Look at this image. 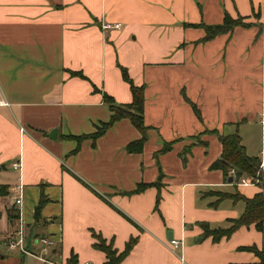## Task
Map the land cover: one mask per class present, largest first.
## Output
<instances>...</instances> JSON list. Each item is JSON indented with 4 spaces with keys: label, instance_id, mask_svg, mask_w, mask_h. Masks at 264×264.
I'll return each instance as SVG.
<instances>
[{
    "label": "crops",
    "instance_id": "crops-1",
    "mask_svg": "<svg viewBox=\"0 0 264 264\" xmlns=\"http://www.w3.org/2000/svg\"><path fill=\"white\" fill-rule=\"evenodd\" d=\"M225 13L249 25L202 41L199 24H219ZM263 56L264 0H0V184L8 187L0 264H22L25 252L6 240L19 224L27 251L40 247L38 237L53 240L46 264H105L93 233L117 252L136 239L118 264H258L243 247L264 250V218L261 230L242 225L216 241L200 223L226 228L243 211L242 200L216 201L214 192L259 191L209 165L221 152L211 130L237 131L246 153L260 158L261 150L248 153L242 127L255 118L264 127ZM119 66L143 84L141 151L126 150L140 132L121 118L72 152L71 135L109 119L102 92L115 104L131 101ZM140 183L150 185L131 193ZM168 232L180 240L175 249Z\"/></svg>",
    "mask_w": 264,
    "mask_h": 264
},
{
    "label": "trees",
    "instance_id": "trees-1",
    "mask_svg": "<svg viewBox=\"0 0 264 264\" xmlns=\"http://www.w3.org/2000/svg\"><path fill=\"white\" fill-rule=\"evenodd\" d=\"M203 30L204 35L201 38L202 41L208 40L213 36L229 32L234 26L241 25L247 26L249 23L243 22L242 18H231L226 13L224 14L223 21L219 24H199ZM122 79L127 82L129 86V91L131 93V101L124 104H115L112 97L107 93L102 92L103 101L108 105L110 110L109 119L105 122H101L93 132L88 134H81L77 136L71 135L77 142L76 147L72 150L75 152L78 149V145L82 139L90 138L92 140L100 136L113 122L121 118H128L132 125L140 132V137L136 140L130 141L126 145V150L128 152H139L142 149V145L146 140V130L147 126L143 122V84L136 85L127 73L126 68L119 66ZM72 75H78L84 77L78 71L70 72ZM196 117L201 121V115L198 108L191 103ZM217 135V138L221 144V152L218 158L213 160L209 168L210 169H220L223 174L228 177V171L233 170V180L238 181L240 177L244 176L248 181H253L255 178L262 176V170L260 169V159L257 156L248 155L245 151L243 144L241 143V138L237 131L229 134L219 133L217 130H211ZM170 148L168 143L163 144L162 148L158 152L166 151ZM184 148L182 153L186 150ZM147 185L145 183L138 184L131 193L142 191ZM217 196L216 201L222 200L224 198H231L233 201L242 200L244 203V208L241 214L234 219H230V225L226 228H209L208 224L201 222L200 225L203 228V235H211L213 241L218 240L222 236H228L237 227L242 225L254 224L257 230L263 228V218H264V196L263 194L256 192L251 197H245L239 192L225 193V192H214ZM8 194V187L5 184H0V196ZM158 198L156 199L157 202ZM46 198L41 193L37 204L34 207L33 217L35 222L40 218V210ZM38 236V235H37ZM96 241L93 243L95 248L102 250L105 254V264H118L119 261L129 252L133 244L135 243V238L131 237L125 243L122 251L117 252L115 248L112 247L111 242H106L99 234L93 233ZM243 249L252 251L258 258V264H264V250L258 249L255 246H246ZM74 261L70 259L66 264H72Z\"/></svg>",
    "mask_w": 264,
    "mask_h": 264
},
{
    "label": "built area",
    "instance_id": "built-area-1",
    "mask_svg": "<svg viewBox=\"0 0 264 264\" xmlns=\"http://www.w3.org/2000/svg\"><path fill=\"white\" fill-rule=\"evenodd\" d=\"M120 24L119 23H104L102 25V28H119ZM263 66H264V56H263ZM263 87H264V79H263ZM5 100L3 99V97L1 96V91H0V105L1 104H5ZM261 125L263 126V120L260 121ZM22 129V128H21ZM263 134H264V130H263ZM260 169L262 170V175H263V165H264V156L261 153L260 155ZM12 167L13 168H19L21 163L20 161L16 160L14 162H12ZM231 172H233V170H231ZM258 180V178H255L253 181H248L247 179H245V177H240V179L238 180L237 184H242V185H253L254 181ZM22 186L20 184L15 185L12 187V191H14L15 193H17L16 195H14L13 197V202L15 204H20L21 203V188ZM7 245L9 248H14V247H19L23 252L25 253H30L29 251L25 250L22 248V243H23V230L21 227V224H19V228L16 229L13 233H10L9 235H7ZM38 242L40 243V248H38V255L37 257L43 261H47V262H51L49 260L46 259V256L50 254L51 252V247L53 246L54 242L52 239L49 238H45V237H38ZM180 245V240L175 239V238H171L169 240V246L172 249L177 248ZM82 264H89L88 262H83Z\"/></svg>",
    "mask_w": 264,
    "mask_h": 264
},
{
    "label": "rangeland",
    "instance_id": "rangeland-1",
    "mask_svg": "<svg viewBox=\"0 0 264 264\" xmlns=\"http://www.w3.org/2000/svg\"><path fill=\"white\" fill-rule=\"evenodd\" d=\"M242 129L244 131L243 139L245 141V144L248 147V150H247L248 153L249 152L258 153L259 150H261L260 153H262L264 156V134H263L264 127H261L255 118L253 119V121H248L247 123H244ZM260 155L261 154H259V156ZM263 172H264V167H263ZM2 176H3V173L2 171H0V180ZM253 185L256 186L259 190L258 192L263 194L264 196V181H263L262 176L259 177L258 180H255ZM230 188L232 189L233 187H230ZM26 247L30 253H25L23 257H21V259H23L22 264H46L45 261L40 260L38 257L35 256V254L38 255V248H40L39 246L38 248L37 247L35 248L31 245L26 246ZM0 249H2V245H0Z\"/></svg>",
    "mask_w": 264,
    "mask_h": 264
},
{
    "label": "water",
    "instance_id": "water-1",
    "mask_svg": "<svg viewBox=\"0 0 264 264\" xmlns=\"http://www.w3.org/2000/svg\"><path fill=\"white\" fill-rule=\"evenodd\" d=\"M55 131H56L55 128L51 129L48 135H49L50 137L54 138V137H55V135H54V134H55ZM227 179H228V181L230 182V181L232 180V176H228ZM167 236H168V239H170V238H171V232H168V233H167Z\"/></svg>",
    "mask_w": 264,
    "mask_h": 264
}]
</instances>
